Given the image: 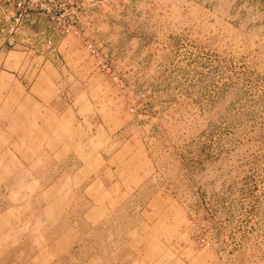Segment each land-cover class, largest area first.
Masks as SVG:
<instances>
[{
    "label": "rangeland",
    "instance_id": "1",
    "mask_svg": "<svg viewBox=\"0 0 264 264\" xmlns=\"http://www.w3.org/2000/svg\"><path fill=\"white\" fill-rule=\"evenodd\" d=\"M75 2L0 43L5 259L264 264V0Z\"/></svg>",
    "mask_w": 264,
    "mask_h": 264
},
{
    "label": "built area",
    "instance_id": "2",
    "mask_svg": "<svg viewBox=\"0 0 264 264\" xmlns=\"http://www.w3.org/2000/svg\"><path fill=\"white\" fill-rule=\"evenodd\" d=\"M77 7L75 0H0V21H3L1 30L6 28L0 37V43H14L19 25L33 14L47 16L56 22L61 32L69 31L72 24L60 22L59 19L68 11L74 12ZM86 46L93 50L90 43L86 42Z\"/></svg>",
    "mask_w": 264,
    "mask_h": 264
},
{
    "label": "crops",
    "instance_id": "3",
    "mask_svg": "<svg viewBox=\"0 0 264 264\" xmlns=\"http://www.w3.org/2000/svg\"><path fill=\"white\" fill-rule=\"evenodd\" d=\"M82 102V101H81ZM79 103V105H78V111L81 109V108H83V106H84V102H82V103ZM73 103H74V105H76L75 104V101H73ZM77 106V105H76ZM16 121V122H15ZM64 121H66L67 123L69 122L68 120H64ZM65 122V123H66ZM73 122V121H72ZM57 124H58V121H57V118H54V124L52 125L51 123H49L48 125H43V126H40L39 127V125H38V127L35 129V130H32V132H33V134H36V136H39L42 132H45V131H47V130H49L50 132L51 131H54V133H55V137L57 136V132H60V125H59V128H58V126H57ZM8 127H9V129L11 128V133H12V138H14V139H16V140H18L19 138L20 139H22V140H24V141H26L28 138H31V135L28 133V132H26V126H25V122H24V120H23V118L21 119V118H19V116H17V118L13 121V123H12V125H11V127H10V123H8ZM14 128H15V130H16V135H15V137H14ZM29 130H31V129H29ZM27 133V134H26ZM20 134V135H19ZM8 135V134H7ZM32 138H35V136H32ZM28 145V144H27ZM29 146V145H28ZM14 150V149H13ZM10 152V153H9ZM9 154H12L13 156H16V160L17 161H19L18 160V155H20V157L23 159V157H25V156H28V157H30V156H33V155H35V153H28L27 151H22V152H20V150H16V151H8V149L6 150H2L1 149V152H0V156L1 157H4V156H6L7 157V155H9ZM15 166V165H14ZM12 167L11 165H9V164H7V160L6 161H2L1 163H0V172H8V171H11V172H17V171H20V172H23L24 170H25V168H24V165H21V166H18V167ZM49 187H51V188H56L57 186L55 185L54 187H53V185H48ZM37 197H41V195H38ZM67 196H58V198H63V199H58L57 197H52V200L50 201V204H53V205H55V204H60V203H68V202H71V198L72 197H69L68 196V198L69 199H64V198H66ZM89 200L91 201V199H90V197L89 196H87V197H84V198H82L81 197V203H86V202H89ZM92 202V201H91ZM50 208H52V207H50ZM8 256V251H1L0 250V264H16V263H9V261L8 260H6L5 258ZM24 262L25 261H23L22 263H20V264H24ZM29 264H34V262H29Z\"/></svg>",
    "mask_w": 264,
    "mask_h": 264
}]
</instances>
